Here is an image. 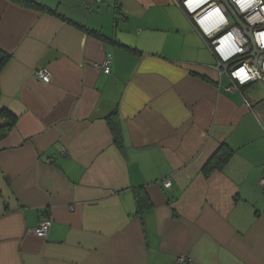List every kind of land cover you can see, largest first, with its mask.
Wrapping results in <instances>:
<instances>
[{"label": "crops", "instance_id": "0c3cea01", "mask_svg": "<svg viewBox=\"0 0 264 264\" xmlns=\"http://www.w3.org/2000/svg\"><path fill=\"white\" fill-rule=\"evenodd\" d=\"M33 1L0 0V264H264V80L230 90L178 0Z\"/></svg>", "mask_w": 264, "mask_h": 264}, {"label": "built area", "instance_id": "2783aa9c", "mask_svg": "<svg viewBox=\"0 0 264 264\" xmlns=\"http://www.w3.org/2000/svg\"><path fill=\"white\" fill-rule=\"evenodd\" d=\"M108 0H87L91 10L96 4ZM192 18L197 30L213 51L217 67L230 79L234 90L239 85L264 80V0H178ZM105 73L111 72L110 61L95 64ZM43 82L51 81L46 68L36 70ZM64 150L62 154H65ZM171 186V180H165ZM264 188V179L261 181ZM51 217L44 213L39 224L32 229L38 236L46 237L51 226ZM181 256L174 264H186Z\"/></svg>", "mask_w": 264, "mask_h": 264}, {"label": "trees", "instance_id": "16d2710c", "mask_svg": "<svg viewBox=\"0 0 264 264\" xmlns=\"http://www.w3.org/2000/svg\"><path fill=\"white\" fill-rule=\"evenodd\" d=\"M15 1L17 3H20L22 5H26V6H30V7H34L37 9H43V5L40 3H37L33 0H12ZM122 17V12L120 7H116V20H120V18ZM11 59V54H9L8 52L0 49V75L3 71V69L5 68V66L8 64V62ZM0 97H1V87H0ZM115 114L112 113L110 114L106 120L109 122V124H111L113 126V128H115ZM0 116H4L7 119V123L5 126V129H9L11 128V126H13L15 120H16V116L14 114H12L11 112H9L8 110H0ZM225 150L222 152V154L219 152L215 155L214 159H217V165L221 166L223 164H225V162L227 161V159L229 158L231 152L229 150H226V148H224ZM135 193V199H136V204H137V210L140 214H142L144 212V210L146 209V207H148V200L145 199V195L143 194L141 189H135L134 190Z\"/></svg>", "mask_w": 264, "mask_h": 264}]
</instances>
